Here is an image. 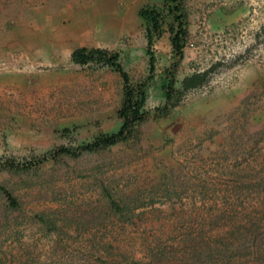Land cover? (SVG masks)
I'll list each match as a JSON object with an SVG mask.
<instances>
[{
    "label": "rangeland",
    "instance_id": "1",
    "mask_svg": "<svg viewBox=\"0 0 264 264\" xmlns=\"http://www.w3.org/2000/svg\"><path fill=\"white\" fill-rule=\"evenodd\" d=\"M147 3L160 0H0V76H9L0 82V157L21 160L77 146L118 127L120 77L108 67L72 64L69 47L78 37L116 51L130 79L143 78L148 66L136 12ZM185 5L188 39L175 87L194 71L219 63L217 69L168 116L143 123L136 140L46 162L28 178L0 171V184L19 202L17 211L6 209L0 192V264L143 261L155 244L173 248V259L192 233L226 242L232 227H252L264 239V0ZM25 43L26 58L20 50L9 54ZM152 50L149 111L163 102L164 70L172 61L166 34ZM100 183L125 200L124 216L104 207ZM98 210L104 212L88 221ZM39 212L53 219L58 235L35 223L31 216ZM236 250L230 264L254 257ZM200 258L190 264H213Z\"/></svg>",
    "mask_w": 264,
    "mask_h": 264
},
{
    "label": "trees",
    "instance_id": "2",
    "mask_svg": "<svg viewBox=\"0 0 264 264\" xmlns=\"http://www.w3.org/2000/svg\"><path fill=\"white\" fill-rule=\"evenodd\" d=\"M137 17L144 33L145 47L144 53L147 57V75L138 80H131L128 73L122 68L116 51H110L99 47L79 46L74 48L69 55L70 62L84 66L94 64L99 67H108L118 74L121 79L120 98L115 109V115L119 121L118 127L110 132H98L90 140L82 142L77 146L60 145L47 150L41 154L29 156L21 160L12 157H0V171L7 174L23 175L27 178L34 175L38 167L46 162H56L64 157L70 159L79 158L82 154H95L108 150L117 144L127 143L136 140L140 126L148 119L164 118L180 103L184 93L205 84L210 74L215 71L219 63H213L206 69L194 71L184 76L179 83V88L175 87V72L183 57V48L188 39V10L185 0H160L159 4L147 3L137 9ZM163 34L167 35V40L172 56L170 65L164 70L163 83L161 84L163 102L149 111L144 108L147 92L154 78L155 57L153 44ZM264 184V181H261ZM106 204L104 207L114 214L122 215L123 210L127 209L124 199H115L114 195L106 190L103 183L98 185ZM0 192L6 201V209L17 211L19 202L10 189L0 184ZM104 211L90 213L88 221H94L100 213ZM124 216V215H122ZM32 219L35 223L45 226L52 233L58 235V227L53 219L48 218L43 212L33 214ZM78 224L87 222L80 220ZM84 229V228H83ZM201 233H192L183 247L181 255L171 259L169 256L173 248L158 247L149 248L147 256L143 261L133 260L122 256V260L106 261L96 258L101 264H175L183 262L190 264L192 261H201V254L211 257L213 264H230L229 260L236 257L237 248L248 249L249 254L254 257L247 262L248 264H264V240L257 235L256 231L249 227L244 231H239L236 227L225 231V241L218 238L201 241ZM200 239V240H199ZM209 239V238H208ZM236 240V242H235ZM182 245V244H181ZM262 247V248H261ZM190 260V261H189Z\"/></svg>",
    "mask_w": 264,
    "mask_h": 264
},
{
    "label": "crops",
    "instance_id": "3",
    "mask_svg": "<svg viewBox=\"0 0 264 264\" xmlns=\"http://www.w3.org/2000/svg\"><path fill=\"white\" fill-rule=\"evenodd\" d=\"M77 8H80V9H82L80 6H78L77 5ZM82 11V10H81ZM83 15H85V13H84V11L82 12V13H79V10H77V20H82V18H83ZM20 38L19 39H21L22 40V38H21V36H19ZM30 37H31V35H30ZM40 37H42V40L43 41H47L48 39L46 38V36L45 35H42V36H40ZM69 36H67V38H68ZM74 37H76L75 35L73 36V37H69L68 39H70L71 41H73L74 39ZM77 38V45H72V46H70L69 47V54H68V56L70 55V52L74 49V48H76V47H79V46H84V47H99V48H101L100 46H97L96 44H93V42H91V43H80L79 41H78V37H76ZM20 40V41H21ZM61 40V39H60ZM26 44V43H25ZM20 45V44H19ZM13 50H15V51H17V50H20V52L21 53H23L22 54V56L24 57V58H26V56L24 55L25 53H27V52H31V48L28 46V44H26V47L25 48H18V49H10L9 50V54H13V52H15V51H13ZM13 51V52H12ZM18 54V53H17ZM17 56V55H16ZM72 63V62H71ZM72 64H74V63H72ZM74 65H76V64H74ZM6 75H8V74H4V75H2V76H0V82L2 83L4 80H6L9 76H6ZM7 83V82H6ZM3 86V85H2ZM10 85H8V86H5V87H8V88H12V87H9Z\"/></svg>",
    "mask_w": 264,
    "mask_h": 264
}]
</instances>
